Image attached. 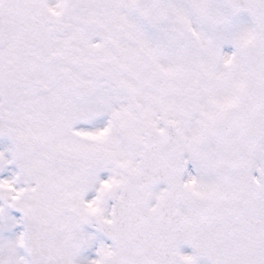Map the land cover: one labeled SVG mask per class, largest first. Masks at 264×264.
<instances>
[{"label": "snow or ice", "instance_id": "6c2138e0", "mask_svg": "<svg viewBox=\"0 0 264 264\" xmlns=\"http://www.w3.org/2000/svg\"><path fill=\"white\" fill-rule=\"evenodd\" d=\"M0 264H264V0H0Z\"/></svg>", "mask_w": 264, "mask_h": 264}, {"label": "flooded vegetation", "instance_id": "af4514ba", "mask_svg": "<svg viewBox=\"0 0 264 264\" xmlns=\"http://www.w3.org/2000/svg\"><path fill=\"white\" fill-rule=\"evenodd\" d=\"M182 250H183L184 252H190V249L187 248V246H184Z\"/></svg>", "mask_w": 264, "mask_h": 264}]
</instances>
